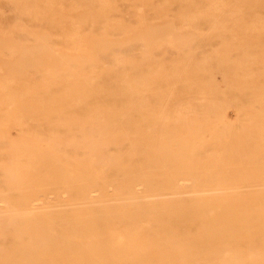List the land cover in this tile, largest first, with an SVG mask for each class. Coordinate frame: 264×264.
Here are the masks:
<instances>
[{
    "label": "bare ground",
    "instance_id": "bare-ground-1",
    "mask_svg": "<svg viewBox=\"0 0 264 264\" xmlns=\"http://www.w3.org/2000/svg\"><path fill=\"white\" fill-rule=\"evenodd\" d=\"M0 264H264V0H0Z\"/></svg>",
    "mask_w": 264,
    "mask_h": 264
},
{
    "label": "rangeland",
    "instance_id": "rangeland-1",
    "mask_svg": "<svg viewBox=\"0 0 264 264\" xmlns=\"http://www.w3.org/2000/svg\"><path fill=\"white\" fill-rule=\"evenodd\" d=\"M24 3H25V5L26 6H28V7H31V6H33V4H34V0H24ZM27 65H28V67L29 68H33V67H35L33 64H31L30 62L29 63H27ZM30 65H32V66H30ZM97 155H99V156H93L91 159H90V167H91V169L93 170V171H96L95 173H98L99 174V171H101V168H102V165H103V163L106 161V157H105V155L103 154V153H99V154H97ZM103 156V157H102ZM97 157V158H96ZM101 157L103 158V160L101 159ZM98 160H100V161H98ZM98 163H100V164H98ZM102 164V165H101ZM100 165H101V167H100ZM99 168V169H98ZM95 169V170H94ZM139 220L141 219L140 217H137ZM138 223V224H137ZM137 223H132V224H130V226L128 227V228H124V226L125 225H123V224H118L117 225V227H118V230H121V229H123L124 228V230H127V231H135L136 229V224L137 225H139V224H141V221H137ZM101 223H98V225H100ZM174 225V224H173ZM122 227V228H121ZM182 228L183 229H185V227L184 226H182ZM148 234L150 233V232H147ZM152 243H154L153 241H152V238H150L149 240H148V244H152Z\"/></svg>",
    "mask_w": 264,
    "mask_h": 264
}]
</instances>
